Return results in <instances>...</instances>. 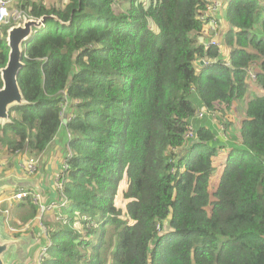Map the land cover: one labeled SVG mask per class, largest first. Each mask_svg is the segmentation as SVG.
<instances>
[{"label":"trees","instance_id":"1","mask_svg":"<svg viewBox=\"0 0 264 264\" xmlns=\"http://www.w3.org/2000/svg\"><path fill=\"white\" fill-rule=\"evenodd\" d=\"M20 1L28 16L58 21L47 19L22 45L23 103L0 126V152L40 155L59 131L70 135L62 188L43 189V204L65 201L54 215L67 222L46 217L42 264H264V0H229L216 16L229 66L216 45L204 47L213 36L199 20L204 0H70L50 9ZM9 27L1 29L0 69ZM240 103L227 149L196 114L225 118ZM217 151L225 161L213 188ZM28 202L22 225L38 216ZM44 246L40 238L33 252Z\"/></svg>","mask_w":264,"mask_h":264},{"label":"rangeland","instance_id":"2","mask_svg":"<svg viewBox=\"0 0 264 264\" xmlns=\"http://www.w3.org/2000/svg\"><path fill=\"white\" fill-rule=\"evenodd\" d=\"M32 1H34L35 3L42 1L44 7L50 9L53 7L64 8L69 3L70 0H32ZM18 4H22V1L16 0L15 3L13 4V8L19 10ZM1 29H0V36H1ZM207 34L212 35V33L209 31ZM195 70L197 74L200 71L198 70V68H195ZM240 104L237 105L238 112L243 110L244 108V106L243 105L240 106ZM208 118L212 122H215L217 124V128L219 130L217 135L218 134L225 135L226 142L223 143L225 146L230 147L232 146V143H236L235 138L230 136V134H228L227 131V127L229 124L228 120H221L222 125H219L218 122L215 121L221 118V115L218 113H216L214 118L210 116H208ZM203 122L205 123L207 122L206 118ZM221 130H224V132H221ZM61 132L62 131H59V133L57 134L54 144H51L47 148V150L44 153H41L40 155H32V154H28V152H22L19 153L18 156H16L15 154H7L0 152V170L2 175V177L0 178V218L1 219L3 218L5 220L3 221V224L0 222L2 227L5 228L4 230H2V227L0 225V233L2 234V236H5L7 234L9 239L12 240H14L12 233L17 230L27 235L24 237L23 240H17L20 241V244L17 247V249L15 248L10 249L8 254L4 257L5 264H38V258L40 252L38 254L37 252H33L34 244H39L40 238L41 239L43 238L45 240L44 247H46L45 248L46 251L50 246V245L47 246L50 243L47 237V227L45 226L40 227V223L37 220H34L33 222L29 221V223L22 225L23 223L21 224L19 222L20 221L19 218L26 217L25 216L26 213L28 212L30 213L32 211L30 203L28 202V198L31 199V203L33 204H37L38 202L40 204H43V202H46L48 199V196L43 194L44 188L49 189L53 187L54 189L57 190L58 193L62 188V186L58 184V178L61 176V171H62L60 170V168H62V163H63L62 156L64 153V152L61 153V151L64 149L63 145L66 142V138L68 142L70 136L65 135L66 138L65 137L61 138ZM57 140L61 142V145L63 147L57 144ZM213 141L217 143L215 144V146L221 144L216 139H214ZM224 156H225V151H217L214 160H217L220 157H222L223 159ZM31 159L34 160L35 162V168L32 172H28L25 168L21 167L20 164H22L24 161H28ZM10 165H12V167ZM14 165L16 166V168ZM126 187H127L126 180H123L119 186L115 199L117 206L118 205L120 206L121 204V207H119L121 209L122 206L124 205V200L122 199V195L126 190ZM19 189L27 190L31 194L30 197L23 200V202L21 201L22 203H12V202L8 203L7 200L10 199L11 196L15 194ZM58 198L62 199L61 192ZM48 203L50 202H47V204ZM20 205H24V207L19 208ZM56 213L57 210L51 212V216H52L51 219L54 221L53 223H55V221L56 222L63 221V224L65 225L67 222L65 218L61 217V219H58L59 217L58 216L56 217L54 215ZM48 215L49 214H46L44 219L41 221L42 224H44V222L46 221V217ZM80 223L81 222L79 220H75L73 224L75 230L78 229ZM38 229L41 230L39 235L40 238L37 235ZM2 236L0 235V237L4 239V237ZM27 237L31 238L32 240H28ZM46 251L44 255L46 254ZM42 262L43 261H41L40 264H42Z\"/></svg>","mask_w":264,"mask_h":264},{"label":"built area","instance_id":"3","mask_svg":"<svg viewBox=\"0 0 264 264\" xmlns=\"http://www.w3.org/2000/svg\"><path fill=\"white\" fill-rule=\"evenodd\" d=\"M16 0H0V29L2 26H13V25H19L22 24L23 21L26 20H35V18H32L28 16L24 11L21 9H14L13 4L15 3ZM206 4L205 10L202 12V14L199 16V20H201L203 23H207V25L204 26V32L207 34L208 31L212 33L213 37L217 38V40L214 39H209L208 42L204 43V47H210L213 45H216L219 49V52L221 55L225 57L226 63L225 66H229L228 59L229 56L225 52L224 48L220 45V42L218 40L217 35L221 32L223 29V26L221 23H219V20H217L216 16L219 17L221 12L225 11L226 8L228 7L229 0H204ZM11 24V25H10ZM227 55V56H226ZM211 63H214V61L210 60H200L199 64L202 66L209 65ZM197 68V67H196ZM248 80L252 81L254 79V75L251 72V70L248 71ZM64 102L62 107V116H65V125L68 124L71 121V114L68 115L66 110L68 109V103L65 100V96L63 95ZM216 115L215 112H210V111H205L201 110L198 111L196 114V119L198 120H203L204 118H208V116L214 118ZM63 117L61 119H63ZM221 132H224V130H221ZM69 135V133L66 134V136ZM70 136V135H69ZM194 137L190 132L186 135V139L190 140ZM70 140V138H69ZM15 155L18 156L19 152H15ZM69 157V156H68ZM21 167L25 168L28 172H32L35 168V162L34 160H28L24 161L22 164H20ZM62 168L67 169V165L62 163ZM30 193L25 190V189H19L15 194L11 196L10 199L7 200V202H12V203H18L26 198L30 197ZM63 200V199H62ZM60 201V203L56 202H50L46 204H40L39 202L37 204H34L36 208L38 209V216H37V221L40 223V227H44V224L41 223V221L44 219L46 214H51V212L60 209L61 207L64 206L65 201ZM46 205V206H45ZM50 243L47 245L49 246ZM45 248L43 247L40 251L39 258H38V264L41 263V261L44 260V253H45Z\"/></svg>","mask_w":264,"mask_h":264},{"label":"water","instance_id":"4","mask_svg":"<svg viewBox=\"0 0 264 264\" xmlns=\"http://www.w3.org/2000/svg\"><path fill=\"white\" fill-rule=\"evenodd\" d=\"M47 19L58 21L54 16L41 17L35 20H26L22 24L12 26L6 33L8 59L6 65L0 69V126L9 122V110L23 103V96L18 84V75L23 68L22 45L28 43L31 38L44 26ZM65 116L62 124L65 125ZM2 236V234L0 233ZM0 237V264L4 263V257L11 248L17 249L20 241Z\"/></svg>","mask_w":264,"mask_h":264},{"label":"crops","instance_id":"5","mask_svg":"<svg viewBox=\"0 0 264 264\" xmlns=\"http://www.w3.org/2000/svg\"><path fill=\"white\" fill-rule=\"evenodd\" d=\"M223 11L221 12V14H220V16H222L223 15ZM210 39H214V40H217V38H215V37H213V36H211L210 37ZM252 88H249L248 89V92H247V95H249V94H251L252 93ZM256 92H258V93H260V90L258 89V88H256ZM243 105V103H241L240 104V106H242ZM237 107L238 106H235L234 107V109H233V112H230L229 113V115L227 116V117H225V118H220V119H218V120H215V121H217L218 122V124L219 125H222L221 124V122H220V120L221 119H223V120H228V121H230L231 122V125H230V127H228L227 128V131H228V134H230V136H232V137H236L235 136V131L237 130V128H238V125H239V117H240V115H241V112H242V110L241 111H239L238 112V109H237ZM205 120V118L203 119V121ZM206 125H210L212 128H213V131L216 133V136H217V138L218 139H221L222 141H220L222 144L223 143H225L226 142V138H225V135H220V134H218L217 135V133H218V128H217V124L215 123V122H212L209 118H206ZM198 122H200V121H198ZM227 131H226V133H227ZM65 133H63L62 135H61V138H64L65 137V135H64ZM236 139V138H235ZM57 144H59L61 147H63L62 145H61V142L59 141V140H57ZM65 144H66V142H65ZM224 145V144H223ZM57 147V146H56ZM224 147L225 148H229V146H225L224 145ZM64 151H61V153H63ZM62 155V154H61ZM64 157L62 156V159H63ZM63 161V160H62ZM223 161H225L224 159L222 160H220L219 162H217V164L215 165V166H213V175L211 176V187H215L216 188V186H217V184H218V180H219V177H220V173H221V169H222V166H219V163L220 162H223ZM59 167V166H58ZM18 203H20V202H18Z\"/></svg>","mask_w":264,"mask_h":264},{"label":"clouds","instance_id":"6","mask_svg":"<svg viewBox=\"0 0 264 264\" xmlns=\"http://www.w3.org/2000/svg\"><path fill=\"white\" fill-rule=\"evenodd\" d=\"M194 136H195V134H194ZM44 261V260H43Z\"/></svg>","mask_w":264,"mask_h":264}]
</instances>
